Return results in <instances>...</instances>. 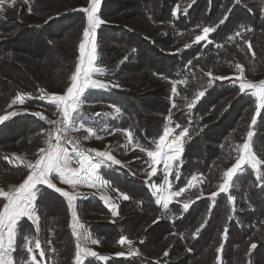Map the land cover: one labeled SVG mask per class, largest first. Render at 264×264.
I'll return each mask as SVG.
<instances>
[{"label": "trees", "instance_id": "obj_1", "mask_svg": "<svg viewBox=\"0 0 264 264\" xmlns=\"http://www.w3.org/2000/svg\"><path fill=\"white\" fill-rule=\"evenodd\" d=\"M5 1L8 5L0 11V116L17 96L25 97L27 109L0 125V186L8 188V177L19 182L28 172L26 148L21 152L17 146L46 136L45 121L34 113L52 116L57 111L39 97L52 92L51 86L63 91L71 84L87 27L80 9L90 0ZM99 15L105 23L97 29L98 65L108 84L119 87L86 92L81 119L99 135H115L123 146L114 144L119 156L136 152L134 160L103 172L111 195L119 198L118 216L95 193L78 199L77 215L99 249L139 254H109L106 261L97 257L85 264H264V188L259 186L264 179L258 181L256 171L246 166L229 193L211 199L249 131L252 151L264 161V109L252 125L255 98L241 93L234 79H215L234 73L236 65L243 66L248 79L264 75V0H101ZM204 27L216 30L208 42L195 43ZM49 51H54L52 60ZM59 69L63 74L57 76ZM177 80L186 83L175 85L178 94L173 97ZM200 91L205 95L189 109ZM168 122L177 131L188 129L172 174L174 191L186 188L194 174L202 181L166 210L155 202L151 188L163 182L164 171L158 166L156 176L149 178L145 153L155 149ZM125 130L132 133L131 143ZM259 174L264 178V164ZM40 189V226L22 220L17 244L27 238L34 247L39 240L45 256L36 255L42 264H75L77 244L67 199ZM121 236L133 243L119 244ZM14 257L20 264L31 263L26 250L18 248Z\"/></svg>", "mask_w": 264, "mask_h": 264}, {"label": "snow or ice", "instance_id": "obj_2", "mask_svg": "<svg viewBox=\"0 0 264 264\" xmlns=\"http://www.w3.org/2000/svg\"><path fill=\"white\" fill-rule=\"evenodd\" d=\"M240 0H236L239 3ZM5 0H0V11L3 10ZM15 3V0H12ZM101 6V0H90L89 6L80 9L86 14L87 27L83 31V41L79 44V63L75 69L74 74L71 76V85L67 87L64 94H50L48 96H40L39 99L46 100L48 103L54 105L61 113L62 118L59 121H49L50 124L57 125L55 131L49 134L47 149H39L40 158L34 163L28 164V167L32 169L31 173L27 178L19 185L18 188L5 192L0 189V197H4L7 203L3 204L2 210H0V264H20L19 260H15L13 254L18 250H26L28 254H31L32 264H41V261L37 260L36 253L38 252L39 257L45 256L39 240H35L34 247L32 241L27 238H22L21 244H17V234L19 232V224L23 218H27L32 224L39 225V216L37 215L36 200L37 194L40 192V187L45 186L49 189H53L55 192L67 199L68 205L72 208V228L74 234L77 237V251L75 254V264H83L82 256L97 257L98 253L91 250L83 244L90 242L91 244H98L99 241L93 239L87 231L83 234L78 230L84 228L83 224L78 221L77 213L75 211V201L81 195L80 193L73 194L69 191H65L57 187L51 180V176H57L61 182L72 185L75 187L78 184H85L90 188H96L97 186L104 187L108 185V181L104 180L99 174V170L106 165L108 161L113 164H121V161L116 159L108 151L101 150H88L80 149L74 146L75 162L79 167H72L71 163L73 157H71L64 147V144H72V139L68 136L70 130H79L76 128L74 113L78 112L81 107L86 92H94L96 90L108 88V87H119V85H110L101 80L94 79L95 75H102L104 70L96 66L97 60V47H96V31L105 23L99 15V9ZM178 9L174 10V14ZM29 12L31 9L29 8ZM227 20V15L220 21L223 24ZM216 29L213 27H204L201 35L195 37V43L201 41L208 42L209 34L214 32ZM251 30V29H248ZM235 35L239 36L240 33L236 32ZM189 45H186L188 47ZM251 49V44H248ZM254 55V53H253ZM240 72V76L237 77L239 91L241 93H249L256 100L255 105V116L252 118V125L256 124V117L260 115L261 109H264V80L257 82L246 81L244 79V68L242 65H236ZM211 75V74H209ZM215 79L222 80L228 79V77H215ZM186 81L177 80L173 82L171 90L172 96L178 94L176 84H184ZM211 86V85H209ZM205 95L204 91H200L196 99L188 104V108L194 107L195 103L200 97ZM30 98V94H28ZM25 102L24 96H17L16 99L12 100V104ZM176 105L173 103L172 107ZM10 115H16L11 113ZM34 115L44 119L41 113H34ZM9 119V115L0 116V123ZM170 119V117H169ZM80 127H83L81 125ZM176 128L180 125L177 123ZM88 131L91 133L92 129ZM126 131V130H125ZM175 129L173 127H165L162 134L159 136L158 142L154 150L147 151V157L149 160L146 162L151 171L148 173L149 178L156 176L158 166L162 165L164 170L163 182L159 185L153 183L151 185L152 194L156 197V203L162 205L164 209L169 208V204L172 203L174 197H179L183 192L187 191L188 188L196 186L197 175H192L187 182L186 188H181L178 191H172V182L169 179L172 175V169L175 161L180 160L183 152L182 139L188 135V129L184 128L179 135H173ZM127 139L132 142V133L126 131ZM253 132L247 133V141L237 146L236 150L240 153L236 159L235 164L223 172V183L219 185V192H213L211 199H215L219 193H229L230 188L233 185V178L237 176L238 172L243 171V166L248 165L257 173V180L260 181L262 178L259 174L260 166L264 164L253 153L251 148ZM171 137V139H169ZM88 137H85L87 139ZM99 138V137H97ZM53 140L55 143H53ZM139 147V145H137ZM141 151H145L143 147H140ZM98 158V159H97ZM264 188V183L259 185ZM124 200H128L129 197L126 194H121ZM229 200L234 202L235 198L229 195ZM101 199L105 203H109L110 197L101 196ZM189 203H183L182 207L185 211L189 208ZM112 211L116 212V206L111 205ZM203 227V225L201 226ZM200 229H197V233ZM224 238H227V229L224 230ZM133 241L128 240L127 237L121 236L119 244L131 245ZM25 245H28L25 249ZM224 244L222 243L217 249L218 253H222ZM257 245L251 244V249H255ZM138 252H120L116 253V256L125 257L126 255H138ZM168 255L167 251L164 253ZM100 260H108V256H99ZM26 264V260H25Z\"/></svg>", "mask_w": 264, "mask_h": 264}, {"label": "rangeland", "instance_id": "obj_3", "mask_svg": "<svg viewBox=\"0 0 264 264\" xmlns=\"http://www.w3.org/2000/svg\"><path fill=\"white\" fill-rule=\"evenodd\" d=\"M125 1H130V0H125ZM7 2L5 1V3H4V5H3V10L7 7ZM100 8H101V6H100ZM100 14V9H99V12H98V15ZM99 17H100V15H99ZM202 34V33H201ZM210 35V34H209ZM64 43V42H63ZM63 46V45H62ZM96 47H97V53H96V55H97V60H96V66L97 67H99V65H98V44H97V31H96ZM50 52V55H48V59L49 60H52V58H53V52L54 51H49ZM54 56H55V54H54ZM54 60V62H56L57 64H58V60L57 59H53ZM78 63H79V61H78ZM78 63H77V65H78ZM77 65H76V67H77ZM59 68H60V66H58ZM61 74H63V71H61L60 69H59V71H58V74H57V76H59V75H61ZM105 73H103L102 75H95L93 78L94 79H98V80H101V81H103V82H105V83H108L107 82V80L105 79ZM238 76H240V72H239V70L238 69H236V71L234 72V73H229V74H227V75H225L224 77H228V79H234L235 80V82L238 84V82H237V77ZM53 78H55L54 76H53ZM244 79L246 80V81H251V82H259V81H261V80H264V75H262V76H260V77H258V78H255V79H248V78H246L245 77V70H244ZM50 86L52 85V84H49ZM50 90L52 91V92H47L46 93V95L48 96V95H50V94H63V93H65V90H66V88L62 91V90H57V89H54V88H52V86L50 87ZM62 91V92H61ZM82 100H83V97H82ZM25 101H26V99H25ZM24 104V105H23ZM23 104H20V103H16V104H12V102H11V105L9 106V108L7 109V111L4 113V114H2L1 116H4V115H7V114H9V113H12L15 109H13L12 108V106H14V108H17V107H21L22 105L23 106H25V102L23 103ZM21 111H23V110H21ZM39 113H42L44 116L43 117H52L51 119H53V118H55V117H57V116H59V110L57 111V113H54L52 116H49L48 114H46V112H44V111H41V110H37ZM74 115V119H76L75 117V113L73 114ZM79 122L81 123V124H83V125H85L84 123H83V121H81V120H79ZM165 127H173L172 126V123L171 122H168L167 124H166V126ZM174 128V127H173ZM175 129V128H174ZM74 133H75V135L77 136V137H79L81 140H83L84 142H85V144H86V146L88 147V145L87 144H89V143H92V146H95V147H93V149H95V150H101V151H108V152H110L111 153V155L112 156H114L116 159H118V160H120L121 161V164H119V165H122L123 163H126L127 161H130V160H134V155H135V152L136 151H133V152H130V153H127V155H125V156H119V154H117V152H116V146H114V144H117V143H119V141L116 139L115 140V135H109V136H106V137H104V136H102V135H96L94 138H92L91 137V135H89L88 133H86V132H83V131H78V132H75V130H72ZM97 132V131H96ZM46 136H45V138H43L42 140H40V141H38V140H35V138H29V140H28V142L27 143H25V146L22 148L20 145H18L17 147H18V150L19 151H21V152H24V149H25V152H26V155H24L25 156V161L27 162V167H28V164L29 163H35L39 158H40V153H39V149H41V148H44V149H47V146H48V144H47V142H48V138H49V133H48V128H47V130H46ZM181 132L180 131H177V129H175V131H174V133H173V135H179ZM85 137H88L87 139H85ZM97 137H99V138H97ZM185 138L186 137H184L183 139H182V147H183V144H184V141H185ZM169 139H171V137L169 138ZM92 141V142H91ZM247 141V138L241 143V144H243L244 142H246ZM241 144H239V145H241ZM119 145L120 146H122V143H119ZM124 145H126V144H124ZM123 147V146H122ZM67 151H68V153H69V155L71 156V157H73V160H72V163H71V166L72 167H79V165L75 162V153L72 151V150H69V149H67ZM27 153H29V155L27 154ZM147 153V152H146ZM145 153V155L147 156V154ZM239 152L235 149V159H234V161L233 162H231V163H229L228 164V166H227V168H226V170H228L229 168H231L234 164H235V162H236V159L238 158V156H239ZM257 156V155H256ZM148 158V157H147ZM257 158H259L258 156H257ZM98 159V158H97ZM149 159V158H148ZM136 160V159H135ZM107 163H110V164H113L111 161H108ZM176 165H177V161H175L174 162V165H173V169H172V174H173V172L175 171V168H176ZM113 166H118L117 164H113ZM160 166H162V165H160ZM246 166H248V165H244L243 166V168L244 167H246ZM250 167V166H249ZM251 168V167H250ZM30 168L28 167V169L27 170H29ZM162 169H163V166H162ZM164 171V170H163ZM255 171V170H254ZM239 173H241V172H238V174ZM237 174V175H238ZM198 177V179H197V182H196V186H198L200 183H201V181H202V178L201 177H199V176H197ZM9 179H10V177H8L7 178V185H9L8 186V188H3V186H0V189H3L5 192H9V191H11L10 189L11 188H15V186H16V184L18 183V181L17 182H15L16 180H10L9 181ZM59 179V178H58ZM169 179L171 180V182H172V175H171V177H169ZM234 179V178H233ZM22 179L20 178V180H19V182L21 181ZM6 181V180H5ZM59 181H60V185L57 183V182H53L57 187H59V188H61V189H63V190H65V191H69V192H71V193H73V194H76V193H79L84 187H85V184H83V183H81V184H78V185H76L75 187H73L72 185H69V184H65V183H63V182H61V180L59 179ZM221 183H223V179H222V182ZM196 186H194V187H196ZM194 187H192V188H194ZM188 189H190V188H188ZM187 189V190H188ZM52 190V189H51ZM172 191H174V189H173V187H172ZM178 191V190H177ZM186 192V191H185ZM185 192H183L182 193V195L185 193ZM103 194L104 195H106L104 192H103ZM182 195L181 196H179V197H174L173 198V201H172V203H178V202H180L181 201V199H182ZM80 198V196L76 199V203H75V205H76V210H77V202H78V199ZM112 198L114 199V200H116V202H114L113 200H111L112 201V204H110V205H115L116 206V214H117V210L119 211V206H118V200L117 199H119V198H115V197H113L112 196ZM4 203H7V200H6V198H4V197H0V210H2V208H3V204ZM172 203H170V204H172ZM169 204V205H170ZM162 206V205H161ZM110 209V208H109ZM112 209V208H111ZM112 211V210H111ZM113 212V211H112ZM114 213V212H113ZM114 213V214H115ZM37 215H38V213H37ZM39 216V215H38ZM78 217V221H79V223L80 224H82L81 223V221L79 220V216H77ZM24 219H27V218H23L22 220H24ZM21 220V221H22ZM20 221V222H21ZM39 221H40V216H39ZM34 225V224H33ZM40 226V224L38 225V227ZM82 234L85 232V230H84V228H82V229H78ZM73 233H74V231H73ZM74 238H75V244H77V242H78V240H77V237H76V235L74 234ZM17 238H18V234H17ZM52 241H53V243H54V240L52 239V240H50V244L52 243ZM81 243L83 244V242L81 241ZM89 246H90V248H96V249H94V250H96L97 251V253H98V255H102V256H107V255H109V254H111V255H114L115 257H117L115 254L117 253H110L111 251H109V250H106V249H99L98 248V246L96 245V244H89ZM13 256H14V254H13ZM119 257V256H118ZM42 260H43V258H42ZM30 261H31V263H32V260H31V257H30ZM30 263V264H31ZM42 264V263H41Z\"/></svg>", "mask_w": 264, "mask_h": 264}, {"label": "crops", "instance_id": "obj_4", "mask_svg": "<svg viewBox=\"0 0 264 264\" xmlns=\"http://www.w3.org/2000/svg\"><path fill=\"white\" fill-rule=\"evenodd\" d=\"M71 85V84H70ZM69 85V86H70ZM68 86V87H69ZM67 89V88H66ZM65 92H66V90H65ZM64 94V93H63ZM83 104V103H82ZM24 105V104H23ZM21 106L20 108L19 107H17V108H14V106H12V108L13 109H15L12 113H17V112H19V111H21V110H23V111H25V110H27L26 109V107L25 106ZM83 105H85V104H83ZM83 105H81V107L83 106ZM80 107V108H81ZM78 109V112L77 113H75V124H76V128L77 129H79L78 131H83V132H86V133H88L89 135H91V137L92 138H94L96 135H99V133L98 132H95L93 129H92V127L91 126H89V125H87L86 123H84L85 125H83V124H81L80 122H79V120H81L82 121V119H81V114H80V110L81 109ZM57 109V108H56ZM57 111H58V109H57ZM57 111H56V113H57ZM37 113H39L38 111H36ZM11 113H9V114H7V115H9V118H11L13 115H10ZM42 114V113H41ZM43 115V114H42ZM44 116V115H43ZM51 118L52 117H44V121H45V123H47L49 120H51ZM7 121V120H6ZM5 122V121H4ZM3 122V123H4ZM2 123H0V125H1ZM81 125H83V127H80ZM47 126V125H46ZM89 128H91L92 129V132L90 133L89 131H88V129ZM77 130H75V132H78ZM86 142V141H85ZM92 142V141H91ZM87 143V142H86ZM88 145V147H87V149L88 150H93V147H95V146H92V143H89V144H87ZM75 153V152H74ZM33 164V163H32ZM113 164H110V163H106V165H104L100 170H99V174L102 176V178L105 180V178H104V176H103V172H104V170H107V168L109 167V166H112ZM118 166H120V165H118ZM31 171H32V169L30 168L29 170H28V172L26 173V175H25V177L20 181V182H18L17 184H16V186H15V188H11L10 190L12 191V190H14V189H16V188H18L19 187V185L21 184V183H23V181L27 178V176L31 173ZM51 180H52V182H57L59 185H60V181H59V179H58V177L57 176H55V175H52L51 176ZM38 187H42V186H38ZM43 187H45V186H43ZM47 188V187H46ZM53 190V189H52ZM54 191V190H53ZM103 192L106 194V195H104L103 194ZM81 195H80V197H82V196H86V195H88V194H90V193H95L100 199H101V196H107V197H110L111 199H110V201H109V203H105V201L104 200H102V202L104 203V205L111 211L112 209V207H111V205L110 204H112V201L111 200H113L114 202H116V200H114L113 198H112V195H111V193H110V190H109V187H108V185L107 186H104V187H100V186H97L96 188H90V187H88L87 185H85V187L79 192ZM65 198V197H64ZM37 199H38V194H37ZM36 202H37V200H36ZM75 203H76V201H75ZM76 206V205H75ZM69 210H70V213H71V216H72V208L69 206ZM75 211H76V213H77V210H76V207H75ZM38 213V212H37ZM111 213H112V216L113 217H117L118 216V210H117V214L115 213H113L112 211H111ZM39 215V214H38ZM78 216V215H77ZM39 223H40V221H39ZM72 223H73V218H72ZM72 223H71V227H72ZM36 228H37V226L36 225H34ZM73 229V228H72ZM82 246H86V247H88V248H90V246H89V243H87V244H82ZM91 250H93V251H96V250H94V249H96V248H90ZM97 252V251H96ZM100 255H98L97 257H99ZM97 257H91V256H82L81 257V259L83 260V264H85V262L87 261V260H89V259H96ZM14 259H15V257H14Z\"/></svg>", "mask_w": 264, "mask_h": 264}, {"label": "built area", "instance_id": "obj_5", "mask_svg": "<svg viewBox=\"0 0 264 264\" xmlns=\"http://www.w3.org/2000/svg\"><path fill=\"white\" fill-rule=\"evenodd\" d=\"M59 116L49 120V121H59L62 118V113L59 111ZM49 121L46 123L47 128H48V133H53L55 131V128L57 127V125L54 124H50ZM68 136L72 139L73 143L72 144H64V147L66 149L72 150L74 152V146L80 148V149H87V146L85 144V142L83 140H81L79 137H77L75 135V133L70 130L68 132ZM53 143H55V141L53 140Z\"/></svg>", "mask_w": 264, "mask_h": 264}]
</instances>
